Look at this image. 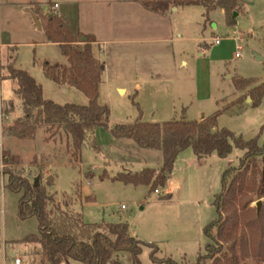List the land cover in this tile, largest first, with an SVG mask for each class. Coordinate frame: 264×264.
<instances>
[{"label":"rangeland","instance_id":"obj_1","mask_svg":"<svg viewBox=\"0 0 264 264\" xmlns=\"http://www.w3.org/2000/svg\"><path fill=\"white\" fill-rule=\"evenodd\" d=\"M246 1L239 4L235 11L238 15L230 13V18L222 8L206 14L203 5H179V11L171 15L174 36L179 31L183 34V38L175 43L178 75L144 85L141 90L128 82L124 84L127 88L124 94L118 91L117 82L103 78L100 101L110 108V123H133L139 116L147 122L178 120L184 116L191 120L222 110L217 121L219 128L225 127L246 140L258 137L259 144L263 145L264 97L259 105H254L249 90L264 82V0ZM0 17V51L5 43H14L18 56L15 65L30 74L35 73L45 89L46 98L61 104L87 103L83 92L75 87L58 85L44 74L43 61L66 62L60 46L45 43L43 33L28 28L22 15L7 14L2 0ZM216 38L221 40L220 44L215 43ZM205 44L208 49L203 47L207 46ZM256 54L262 59L258 60ZM182 59L187 65L181 64ZM1 74H7V70L1 71L0 77ZM236 77L256 80L249 87L237 90L233 82ZM12 85V80L0 78V103L13 99L15 112L22 117V102L12 92ZM9 102L4 101L2 108L8 109ZM10 119L1 115L0 106V264H14L16 256L23 264H39L38 245L21 241L29 234L38 233V220L36 217H19L21 194L4 186L7 176L3 171L6 169H13L31 183L38 178L40 185L62 202L67 195L71 196L73 209L81 212L86 222H125L131 235L159 247V257L193 264L200 253H205L210 242L205 227L217 217L214 200L222 190L223 174L231 166L238 167L245 153L234 147L226 158L215 155L199 160L193 149L188 148L182 151L170 178L165 186L158 188L161 193L157 194L147 185L136 186L112 179L118 172L126 171L118 162L121 154L116 149L108 153L109 162L102 149V153L97 154L85 146L81 165L74 167L67 163L66 134L49 141L45 126H40L32 138L3 134V128L11 125ZM101 132L104 134L97 135L105 143L106 136L110 138L111 133L107 129ZM5 151L20 157V164L6 166ZM132 156L138 159L131 168L134 171L149 159L155 168L160 165L156 157L147 154ZM189 156L197 160L190 162ZM105 169L109 176L101 178ZM51 176L53 180H49ZM167 194H170L169 198H165ZM86 196L92 199L84 202ZM247 199L251 201L246 212L240 215L239 233L249 237L248 226L252 224L255 244L244 251L242 263L264 264V246L261 245L264 214L261 221L255 215L256 212L264 213V197ZM213 232L216 233V229ZM150 252L151 248L145 246L140 256L143 264H156L152 262ZM122 261L132 264L131 255L125 253ZM70 264L82 263L71 260Z\"/></svg>","mask_w":264,"mask_h":264},{"label":"trees","instance_id":"obj_2","mask_svg":"<svg viewBox=\"0 0 264 264\" xmlns=\"http://www.w3.org/2000/svg\"><path fill=\"white\" fill-rule=\"evenodd\" d=\"M143 4L156 12H165L179 5H203L206 14L222 8L228 18L238 11L239 0H142ZM233 21L232 19H229ZM43 32L47 40L60 46L67 63L43 61L42 67L48 79L58 85L75 87L88 98L87 104L57 103L44 96L43 85L26 70L13 64L1 67L7 74L1 79H10L15 84V96L21 102L24 115L3 128V134L18 138H32L40 126H45L46 139L55 141L66 134L68 164L74 167L82 162L83 148L88 146L97 154L102 150L97 141L98 128L109 130L114 138L133 140L144 149L160 150L163 163L160 167H146L139 171H120L112 177L126 184L147 185L150 191L165 186L170 178L178 155L192 148L199 160L213 154L228 157L233 148L244 150L238 167L231 166L223 174L222 190L216 194L214 205L217 217L205 227L210 239L205 253H200L193 264H243L244 251L253 247L254 232L250 224L249 237L239 233L240 215L248 208V197H264V143L259 138L246 140L231 130L217 125L222 110L200 120L185 117L164 122H147L139 116L133 123H110V108L100 101V86L103 82L105 64L95 53L97 39L91 34H74L68 24L57 14L43 17ZM256 79L236 77L233 82L237 90H243ZM249 93L254 105L264 97V82ZM4 115L15 109L9 100ZM140 111V109H139ZM21 159L10 151L4 152L6 166L20 164ZM1 173V172H0ZM7 176L5 187L20 193L18 215L21 219L36 217L39 223L37 234H29L21 241L38 245L36 254L39 264H70L71 260L82 264H124L122 257L129 253L132 264H143L141 254L145 246L151 248L150 258L156 264H186L172 258L159 257V247L131 235L129 226L120 223H88L81 212L73 209V199L64 202L49 194L41 185L34 186L29 179L13 169L3 171ZM107 170L100 176L108 177ZM230 177V179H229ZM229 179V180H228ZM167 194L165 198H169ZM90 196L85 201H90ZM263 211L256 218L262 220ZM216 229V233H214ZM263 237V236H262ZM264 246V238L261 240ZM264 254V252L262 253ZM264 259V257H262Z\"/></svg>","mask_w":264,"mask_h":264},{"label":"crops","instance_id":"obj_3","mask_svg":"<svg viewBox=\"0 0 264 264\" xmlns=\"http://www.w3.org/2000/svg\"><path fill=\"white\" fill-rule=\"evenodd\" d=\"M243 1L247 2L239 0V3ZM2 4L7 14L14 12L22 15L28 28L33 30L38 29L33 18V14H37L42 23V29L38 30L43 33L44 42L47 44L58 45L49 42L43 32V17L48 14L59 15L74 34L83 33L95 36L97 39L96 56L105 64L104 78L107 77L108 80L117 82L119 84L117 89L122 94L126 92L127 88L124 84L128 82L133 83L141 90L144 85L178 75L175 43L183 38V34L179 31L175 37L171 22V15L175 11H179L178 6L175 9L171 7L165 12H156L147 8L142 0H2ZM13 44L11 41L5 43L3 50L0 51L1 67L8 64L16 66L17 47ZM205 45L207 46L203 47L208 49V44ZM64 63H67V59ZM181 64L187 65V61L182 59ZM31 75L41 83L35 73H31ZM15 87L16 84L13 82V93ZM9 100L1 101V115L3 114V102ZM14 105L16 107V104ZM183 110L185 111V108ZM199 116L198 119L191 120H200L208 114ZM6 117L7 120L11 118L9 124H12L19 116L14 109L6 114ZM103 130L102 127L98 128L97 134L102 133ZM106 137L107 141L102 143L97 135V141L104 152V157L110 162L108 153L116 149L121 154L118 162L123 170L134 171L131 168H134L138 159L133 157V154H147L150 157H156L160 164L159 167L163 163V153L160 150L141 148L135 141L127 138L117 139L112 135L110 138ZM180 155L182 152L178 155L175 164ZM215 155L204 159H211ZM194 156L197 157L196 154ZM195 157L189 156V161L197 160ZM151 164V159L145 160L141 163L139 170L154 167Z\"/></svg>","mask_w":264,"mask_h":264},{"label":"water","instance_id":"obj_4","mask_svg":"<svg viewBox=\"0 0 264 264\" xmlns=\"http://www.w3.org/2000/svg\"><path fill=\"white\" fill-rule=\"evenodd\" d=\"M174 9H175V7H174ZM236 15H238L237 12L234 13V16H236ZM33 18H34V21L36 23L37 28L38 29H42V23H41V20H40L39 16L37 14H33ZM256 58L258 60L262 59V57L259 54H256ZM49 180H53V177L52 176L49 177ZM39 185H40L39 179L36 178V180L34 182V186L38 187ZM260 207H261V201H259V203H258V211H260Z\"/></svg>","mask_w":264,"mask_h":264},{"label":"built area","instance_id":"obj_5","mask_svg":"<svg viewBox=\"0 0 264 264\" xmlns=\"http://www.w3.org/2000/svg\"><path fill=\"white\" fill-rule=\"evenodd\" d=\"M220 41H221V40H220L219 38H216V39H215V43H216V44H219ZM238 49H240V46L238 47ZM236 56H237V57L239 56V53H238V52L236 53ZM155 193L159 194V193H161V192H160L159 189H156V190H155ZM123 207H124V206H123ZM14 264H23V263H22V261H21L20 258H15V259H14Z\"/></svg>","mask_w":264,"mask_h":264}]
</instances>
